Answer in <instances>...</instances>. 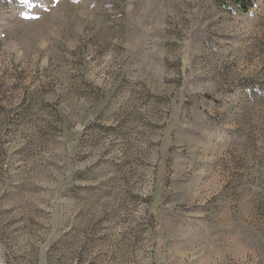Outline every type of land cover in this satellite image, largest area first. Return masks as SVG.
<instances>
[{"label":"rangeland","instance_id":"1","mask_svg":"<svg viewBox=\"0 0 264 264\" xmlns=\"http://www.w3.org/2000/svg\"><path fill=\"white\" fill-rule=\"evenodd\" d=\"M247 1L0 0V264H264Z\"/></svg>","mask_w":264,"mask_h":264},{"label":"trees","instance_id":"2","mask_svg":"<svg viewBox=\"0 0 264 264\" xmlns=\"http://www.w3.org/2000/svg\"><path fill=\"white\" fill-rule=\"evenodd\" d=\"M216 2L220 7H225L228 3H232L244 13L248 12L249 8L252 5L251 2L247 0H216Z\"/></svg>","mask_w":264,"mask_h":264}]
</instances>
